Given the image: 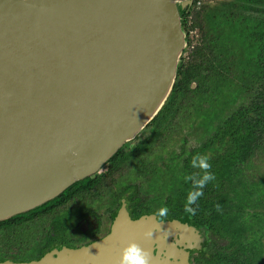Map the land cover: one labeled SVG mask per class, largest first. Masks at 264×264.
<instances>
[{
  "label": "water",
  "instance_id": "1",
  "mask_svg": "<svg viewBox=\"0 0 264 264\" xmlns=\"http://www.w3.org/2000/svg\"><path fill=\"white\" fill-rule=\"evenodd\" d=\"M192 2L0 0V223L95 178L134 145L171 94ZM129 241L151 264H189L200 248L184 224L120 211L102 239L2 264H116Z\"/></svg>",
  "mask_w": 264,
  "mask_h": 264
},
{
  "label": "flooded vegetation",
  "instance_id": "2",
  "mask_svg": "<svg viewBox=\"0 0 264 264\" xmlns=\"http://www.w3.org/2000/svg\"><path fill=\"white\" fill-rule=\"evenodd\" d=\"M225 28V36L231 40L224 46L234 48L239 65L225 70L222 59L213 62L207 55L217 67L189 70L187 88H177L185 95V108L179 111L173 101L171 108L155 117L154 125H147L139 133L133 143L142 149L140 153L136 150V158L123 160L134 163L130 168L120 166L125 171L123 179L113 183L102 199L75 212L68 225L50 226L52 242L42 255L16 254L14 250L0 257V264L6 260L35 261L51 246L77 248L102 239L111 234L120 211L134 221L153 217L158 223L184 224L188 239L200 245L189 251V264H213L212 260L218 264H240L242 258L234 253L236 242L253 244L264 261V215L260 213L264 211V172L258 173L256 163L259 160L258 164H264V0H193L185 14L187 45L182 57L191 62L195 50L215 41L212 39ZM196 154L208 156L207 171L215 176L206 183L198 201L227 195L226 206L220 200L216 202L219 206L215 205L227 212V225L218 222L217 231L209 226L211 222H205L206 213L212 209L209 206L197 205L196 200L192 205L195 215L184 211L186 197L192 190V181L185 177L203 172L192 166ZM244 190L256 192L250 195L256 199L258 195L263 202L260 210L251 205L241 211L239 198ZM162 207L167 208V214L158 220L153 213ZM200 217L203 226L195 223ZM257 220L262 221V228ZM236 230H242L243 236L238 237ZM170 239L175 241L179 236Z\"/></svg>",
  "mask_w": 264,
  "mask_h": 264
},
{
  "label": "trees",
  "instance_id": "3",
  "mask_svg": "<svg viewBox=\"0 0 264 264\" xmlns=\"http://www.w3.org/2000/svg\"><path fill=\"white\" fill-rule=\"evenodd\" d=\"M185 13H183V27L185 30ZM227 32V28L225 30H221L217 36L212 39L215 41H209L207 46L198 47L195 50V55L192 56L193 60L191 62H186L185 58L181 57V61L178 67V72L176 76V80L171 91L170 96L168 97L166 103L156 115V117L162 115L164 111L171 108L172 102L177 103V109L180 111L185 108L184 105V94L183 91L178 90L180 86H184L187 88V84L189 82L188 72L191 69H211L216 66H213L214 63H210V60L216 62L219 59L221 60L222 65L225 66V70H233L238 65L235 62L236 53L234 48L224 46L228 42L227 40H231L225 36ZM218 45L220 47H218ZM232 45V44H231ZM220 48H225L228 50H221ZM208 51V53H206ZM184 53V52H183ZM207 55H210V60L207 59ZM223 61V62H222ZM191 63V64H188ZM218 62V66L221 65ZM179 98V99H178ZM178 99V100H177ZM154 118L147 127L155 124ZM157 120V119H156ZM130 149V148H128ZM134 149L132 152H126L127 150H120L108 164L107 168L98 176L93 179H86L80 182L77 186H73L66 190L62 195L56 198L54 201L48 203L47 205L39 208L37 210L31 211L23 216L18 218H13L0 223V257L7 256V254L12 253L15 250L16 254H43V249L47 248V246L52 242L51 236L49 234L50 226H58L63 223L64 225H68L70 220L74 217L75 212H80L81 210H86L93 202H97L104 197L106 194V190H110L112 188V184H118L124 177L125 171L120 170L121 165H125L127 167H134L133 162L123 161L125 159H132L137 157V149H142L141 146L135 147V144L131 147ZM140 157V156H139ZM150 162V161H146ZM139 163H142L139 160ZM136 172V171H134ZM152 173V171H151ZM139 175H141V171H139ZM147 181H150L151 177L147 176ZM234 195L236 196L235 192ZM199 198L197 199V201ZM220 200L221 203L227 204V195L221 194L219 196H214V198L208 197L205 202L200 199L198 201L202 207L209 206L210 209L206 213L205 222L210 223V227H214L213 230L217 231L216 226H219L217 223H222L223 225H227L226 223V210L215 208V205ZM213 206V207H212ZM199 215V214H198ZM257 224L260 226L259 228L264 229V225L261 220H257ZM198 226H203L202 218H198L195 222ZM263 225V226H262ZM205 226V225H204ZM262 226V227H261ZM224 230L227 233V227L224 226ZM236 233L238 237H242L244 232L237 231ZM264 234V232H263ZM237 241V240H236ZM256 242H259V240ZM237 246L234 249V253L240 255L242 259L239 260L240 264H264V261L260 259L259 255L255 252L253 244H249V242L242 243L236 242ZM52 247V246H51ZM50 247V248H51ZM49 248V249H50ZM48 249V250H49ZM47 252V251H46ZM213 264H218L217 260H212ZM225 262V261H224ZM226 264V263H225Z\"/></svg>",
  "mask_w": 264,
  "mask_h": 264
},
{
  "label": "clouds",
  "instance_id": "4",
  "mask_svg": "<svg viewBox=\"0 0 264 264\" xmlns=\"http://www.w3.org/2000/svg\"><path fill=\"white\" fill-rule=\"evenodd\" d=\"M192 166L203 170L202 175L196 176L195 174L191 176H186L185 180L192 181V190L189 191L186 197V203L184 206V211L190 215H195L196 209L192 207L196 200L203 195L202 189L207 182L215 178L214 174L209 169L210 165L208 163V156L202 154H196L192 157ZM167 214V208L162 207L156 210L153 215L157 217L158 220L163 218ZM145 237H151V230L144 233ZM171 259V257H169ZM116 264H151L150 256L145 248H142L139 244L134 241H129L120 250L119 259Z\"/></svg>",
  "mask_w": 264,
  "mask_h": 264
},
{
  "label": "rangeland",
  "instance_id": "5",
  "mask_svg": "<svg viewBox=\"0 0 264 264\" xmlns=\"http://www.w3.org/2000/svg\"><path fill=\"white\" fill-rule=\"evenodd\" d=\"M256 162V161H255ZM258 162H260L261 163V161H257L256 163H257V166H258V173H260V172H264V164H258ZM250 194H252V195H256V192H254V191H251L250 193H249V191L248 190H244V192L241 194V196H240V202H241V204H242V207L240 208L241 209V211H242V209H245V208H247V206L249 207V206H253L254 208H256V209H259L260 208V205H262L263 204V202H260L259 201V197H258V195H257V199L254 197V196H251ZM251 199V200H250ZM248 202H250L251 204H248ZM260 210V209H259ZM245 212V211H244ZM243 212V213H244ZM260 213H263V215H264V211H261Z\"/></svg>",
  "mask_w": 264,
  "mask_h": 264
}]
</instances>
